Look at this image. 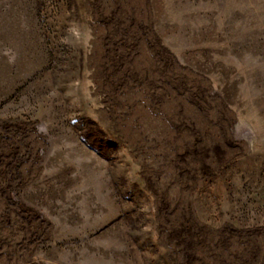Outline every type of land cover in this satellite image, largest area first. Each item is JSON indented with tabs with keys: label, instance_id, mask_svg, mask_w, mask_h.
<instances>
[{
	"label": "rangeland",
	"instance_id": "rangeland-1",
	"mask_svg": "<svg viewBox=\"0 0 264 264\" xmlns=\"http://www.w3.org/2000/svg\"><path fill=\"white\" fill-rule=\"evenodd\" d=\"M0 264H264V0H0Z\"/></svg>",
	"mask_w": 264,
	"mask_h": 264
}]
</instances>
